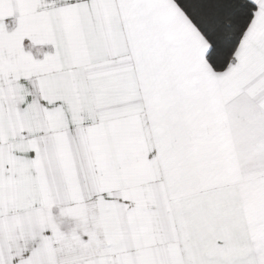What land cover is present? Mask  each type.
Instances as JSON below:
<instances>
[{"label": "snow or ice", "instance_id": "obj_1", "mask_svg": "<svg viewBox=\"0 0 264 264\" xmlns=\"http://www.w3.org/2000/svg\"><path fill=\"white\" fill-rule=\"evenodd\" d=\"M0 264H264V0H0Z\"/></svg>", "mask_w": 264, "mask_h": 264}]
</instances>
